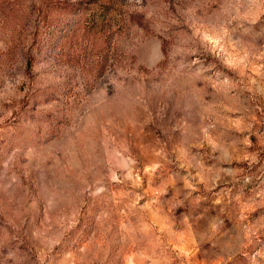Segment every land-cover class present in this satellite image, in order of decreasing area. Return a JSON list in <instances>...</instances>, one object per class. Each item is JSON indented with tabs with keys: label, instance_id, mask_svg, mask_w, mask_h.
<instances>
[{
	"label": "rangeland",
	"instance_id": "1",
	"mask_svg": "<svg viewBox=\"0 0 264 264\" xmlns=\"http://www.w3.org/2000/svg\"><path fill=\"white\" fill-rule=\"evenodd\" d=\"M0 264H264V0H0Z\"/></svg>",
	"mask_w": 264,
	"mask_h": 264
}]
</instances>
